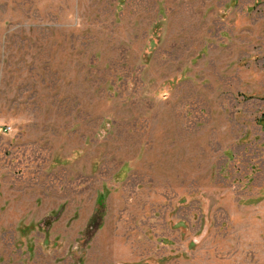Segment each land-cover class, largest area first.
<instances>
[{"label": "rangeland", "instance_id": "374dc122", "mask_svg": "<svg viewBox=\"0 0 264 264\" xmlns=\"http://www.w3.org/2000/svg\"><path fill=\"white\" fill-rule=\"evenodd\" d=\"M0 264H264V0H0Z\"/></svg>", "mask_w": 264, "mask_h": 264}]
</instances>
